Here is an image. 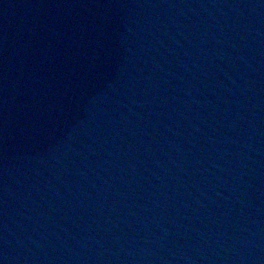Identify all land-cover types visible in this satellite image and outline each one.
<instances>
[{"label":"water","instance_id":"water-1","mask_svg":"<svg viewBox=\"0 0 264 264\" xmlns=\"http://www.w3.org/2000/svg\"><path fill=\"white\" fill-rule=\"evenodd\" d=\"M0 264H264V0H0Z\"/></svg>","mask_w":264,"mask_h":264}]
</instances>
